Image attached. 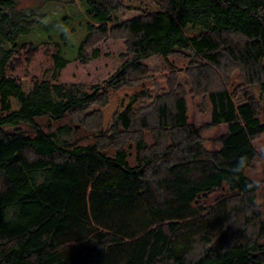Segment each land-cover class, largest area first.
<instances>
[{
    "label": "trees",
    "instance_id": "1",
    "mask_svg": "<svg viewBox=\"0 0 264 264\" xmlns=\"http://www.w3.org/2000/svg\"><path fill=\"white\" fill-rule=\"evenodd\" d=\"M53 1L0 0V264H264L261 182L247 173L264 133V0H84L74 58L67 30L63 44L22 40ZM107 40L126 45L108 78L59 79ZM42 46L54 48L51 78L12 74ZM154 57L170 72L151 74ZM232 67L243 99L228 87ZM181 70L206 95L210 125L228 124L218 150L189 121ZM44 115L94 116L96 138H62L69 124L47 132L36 121ZM216 191L224 195L210 200Z\"/></svg>",
    "mask_w": 264,
    "mask_h": 264
},
{
    "label": "rangeland",
    "instance_id": "2",
    "mask_svg": "<svg viewBox=\"0 0 264 264\" xmlns=\"http://www.w3.org/2000/svg\"><path fill=\"white\" fill-rule=\"evenodd\" d=\"M21 5L25 7H36L43 5V0H20ZM45 13L43 26L36 31L22 36L23 41H34L37 45L44 42L48 38H53L63 44L60 38L61 32L67 30V36L64 41V53L71 58L76 56L77 47L84 39L87 31L84 22L87 20L85 13L84 0H55L44 6L42 9ZM56 25L59 28L46 30L45 26L51 27ZM66 43V44H65ZM42 46L41 51L36 55L31 64L25 62L18 66L12 74L18 77H52V60L50 52L54 48ZM100 54L97 58L91 59L87 64H83L80 60H75L60 75L59 79L65 82H82L85 84H94L102 82L108 78L123 62L122 55L126 53V45L124 40L113 41L107 40L99 45ZM92 52V50H90ZM181 67L187 64L186 61L177 60ZM231 69L230 83L228 87L238 97L243 99L242 90L244 87L242 71L239 68ZM149 70L154 76L169 73L170 70L164 61L159 57H154L149 61ZM230 71V70H229ZM222 74V73H221ZM223 75V74H222ZM178 82L186 89V97L188 104L189 121L200 128L201 136L204 139V145L207 149L218 150L222 147L219 137L228 131V124L210 125L212 111L211 105L206 95L192 89L190 76L186 71L177 72ZM224 77V76H223ZM251 93L258 99L261 96L262 88L260 84L252 85ZM90 116L83 118L81 115H73L62 121L50 119L47 115L36 118V121L43 125L47 132H56L58 127L63 124L72 126L70 135H62V138H70L73 142L87 144L96 138L97 129L94 128L93 121ZM80 119H83L80 121ZM78 125V126H77ZM23 129L28 130L30 127L26 124L20 125ZM6 130H13L15 126L6 125ZM151 141V137L148 136ZM255 145L259 152L258 158L252 167L248 170V175L256 181L261 182V188L258 196V209L261 211L264 219V133L255 139ZM132 161L134 160V149H132ZM224 195L222 191H216L210 195V200Z\"/></svg>",
    "mask_w": 264,
    "mask_h": 264
}]
</instances>
